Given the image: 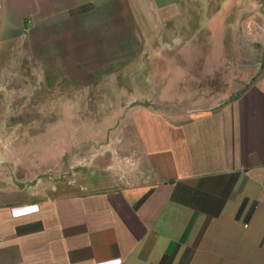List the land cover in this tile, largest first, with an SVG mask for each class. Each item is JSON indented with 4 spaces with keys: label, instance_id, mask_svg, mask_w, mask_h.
<instances>
[{
    "label": "crops",
    "instance_id": "0c3cea01",
    "mask_svg": "<svg viewBox=\"0 0 264 264\" xmlns=\"http://www.w3.org/2000/svg\"><path fill=\"white\" fill-rule=\"evenodd\" d=\"M205 12L216 29L253 14L264 29V0H0V60L34 62L47 86L130 72L137 103L118 126L123 160L35 200L0 192V264H264V68L206 100L202 58L153 64L151 47ZM151 94L177 111H152Z\"/></svg>",
    "mask_w": 264,
    "mask_h": 264
},
{
    "label": "rangeland",
    "instance_id": "374dc122",
    "mask_svg": "<svg viewBox=\"0 0 264 264\" xmlns=\"http://www.w3.org/2000/svg\"><path fill=\"white\" fill-rule=\"evenodd\" d=\"M204 5L215 6V0H204ZM209 16L205 12L189 24L184 22L175 37H165L151 47L158 52L153 55L156 70L163 67L162 53H180V48L202 58L204 88L195 96L206 100L218 92L236 95L264 68L259 14L252 15L255 21L250 27L241 24L234 29H216ZM35 72L32 61L0 60V192H10L13 199H38L57 182L81 181L89 167L109 157L112 163L123 160L115 149L121 134L118 126L137 104L132 101L130 72L124 78H103L90 85L60 79L54 86H47ZM118 85L122 94L116 92ZM158 98L151 94L142 104L154 112L177 111ZM181 102V107L190 105L185 95Z\"/></svg>",
    "mask_w": 264,
    "mask_h": 264
}]
</instances>
